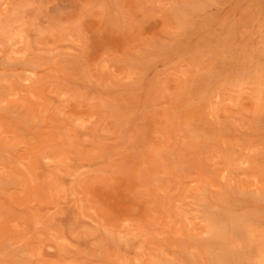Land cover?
Listing matches in <instances>:
<instances>
[{
	"label": "rangeland",
	"instance_id": "374dc122",
	"mask_svg": "<svg viewBox=\"0 0 264 264\" xmlns=\"http://www.w3.org/2000/svg\"><path fill=\"white\" fill-rule=\"evenodd\" d=\"M0 264H264V0H0Z\"/></svg>",
	"mask_w": 264,
	"mask_h": 264
}]
</instances>
